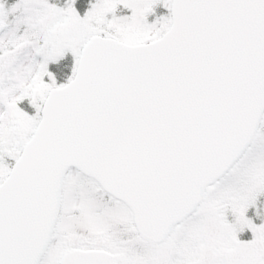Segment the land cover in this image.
Segmentation results:
<instances>
[{"label": "snow or ice", "instance_id": "1", "mask_svg": "<svg viewBox=\"0 0 264 264\" xmlns=\"http://www.w3.org/2000/svg\"><path fill=\"white\" fill-rule=\"evenodd\" d=\"M75 3L0 0V264H264V0Z\"/></svg>", "mask_w": 264, "mask_h": 264}, {"label": "rangeland", "instance_id": "2", "mask_svg": "<svg viewBox=\"0 0 264 264\" xmlns=\"http://www.w3.org/2000/svg\"><path fill=\"white\" fill-rule=\"evenodd\" d=\"M51 3H54L56 4L58 7H63L66 3V0H50ZM16 0H4V3H5V6L8 7V6H11L13 3H15ZM95 0H76V3L74 4V7L76 8L77 12L79 15H81V17H83V15L85 14V12L88 10V8L90 7V4L91 3H94ZM159 7L160 6H157L156 9H155V14L154 15H149L148 16V22H152L153 20H155L158 16L160 15H166V11L164 10V8L162 7V10L161 12H159ZM117 14L120 15V14H125V15H129L130 14V10H123V12H121L119 9L117 11ZM65 60H67V67L65 69V75H61V76H58L57 77V83L61 81L62 79V76H68L70 73H71V54L70 53H67V57H65ZM65 61H61V63ZM49 68L50 70H54V66L53 65H49ZM66 72H67V75H66ZM66 78V77H65ZM18 107H21L25 110L28 111V114L29 115H32L35 113V110L34 109H31L28 107V101L27 99H25L24 101H22L20 104H18ZM257 223H259V221L257 220L256 221ZM242 239H245V238H250V233H246L244 236H241Z\"/></svg>", "mask_w": 264, "mask_h": 264}, {"label": "trees", "instance_id": "3", "mask_svg": "<svg viewBox=\"0 0 264 264\" xmlns=\"http://www.w3.org/2000/svg\"><path fill=\"white\" fill-rule=\"evenodd\" d=\"M164 10H165V11H166V13H167V10H166V9H164ZM161 11H163V10H162V7L160 6V7H159V12H161ZM64 61L66 62L67 60H64ZM62 63H64V62H62ZM67 68H68V67H67ZM64 73H65V72H64ZM64 75H65V74H64ZM66 75H67V72H66ZM65 77H66V76H64V77L62 76V79H61V81H65V80H66V78H65Z\"/></svg>", "mask_w": 264, "mask_h": 264}]
</instances>
